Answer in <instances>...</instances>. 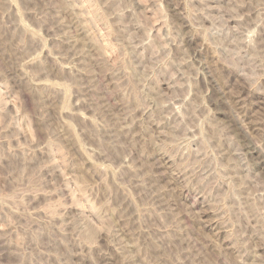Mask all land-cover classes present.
<instances>
[{
	"label": "rangeland",
	"instance_id": "rangeland-1",
	"mask_svg": "<svg viewBox=\"0 0 264 264\" xmlns=\"http://www.w3.org/2000/svg\"><path fill=\"white\" fill-rule=\"evenodd\" d=\"M0 264H264V0H0Z\"/></svg>",
	"mask_w": 264,
	"mask_h": 264
}]
</instances>
